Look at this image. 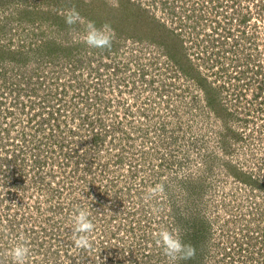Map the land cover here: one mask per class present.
Returning <instances> with one entry per match:
<instances>
[{
    "label": "rangeland",
    "instance_id": "rangeland-1",
    "mask_svg": "<svg viewBox=\"0 0 264 264\" xmlns=\"http://www.w3.org/2000/svg\"><path fill=\"white\" fill-rule=\"evenodd\" d=\"M177 226V264H264V0H0V264H170Z\"/></svg>",
    "mask_w": 264,
    "mask_h": 264
},
{
    "label": "clouds",
    "instance_id": "clouds-1",
    "mask_svg": "<svg viewBox=\"0 0 264 264\" xmlns=\"http://www.w3.org/2000/svg\"><path fill=\"white\" fill-rule=\"evenodd\" d=\"M82 22V18L78 11L73 7L68 10L65 16V23L69 26L76 25ZM115 33L110 24L104 23L99 28L92 21L86 24V34L84 42L90 48L110 49ZM165 188L163 184H157L150 190L151 196L163 194ZM75 225V245L81 249H90L92 244L89 239V234L94 231V224L89 219L88 213L83 210L73 214ZM185 230L177 226L173 230H162L156 233V242L163 249L165 256L170 264H177L178 261H186L194 259L196 256V248L190 242H185L183 239ZM28 254V248L24 245H17L12 249L11 255L21 264L23 259ZM98 264H102L99 259Z\"/></svg>",
    "mask_w": 264,
    "mask_h": 264
},
{
    "label": "built area",
    "instance_id": "built-area-1",
    "mask_svg": "<svg viewBox=\"0 0 264 264\" xmlns=\"http://www.w3.org/2000/svg\"><path fill=\"white\" fill-rule=\"evenodd\" d=\"M103 208V211L104 210H107L108 209V211H109V208H107V207H105V206H103L102 207ZM105 213H107V212H105ZM109 213V212H108ZM107 213V214H108ZM109 215V214H108ZM155 231H153V233L155 234V232L157 233V232H159V231H161V229H154ZM262 236L264 235V233L262 232V234H261ZM116 253V256H119V257H124L125 255L126 256H128V257H130V254H128V251L127 250H121V251H116L115 252ZM254 260H256V259H254ZM256 263V262H255Z\"/></svg>",
    "mask_w": 264,
    "mask_h": 264
}]
</instances>
